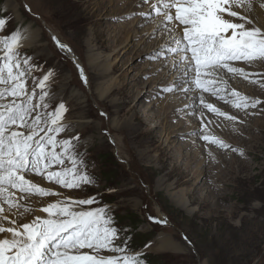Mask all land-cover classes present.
Segmentation results:
<instances>
[{"label": "rangeland", "instance_id": "rangeland-1", "mask_svg": "<svg viewBox=\"0 0 264 264\" xmlns=\"http://www.w3.org/2000/svg\"><path fill=\"white\" fill-rule=\"evenodd\" d=\"M125 4L134 9H122ZM148 9L143 0H0V19L6 21L0 36L11 35L9 29H18L22 39L28 29L39 35L19 47L22 55L31 57L30 66H36L26 80L28 92L35 90L32 102L47 105L38 107L33 116L43 113L48 119L47 114L65 104L67 111L60 120L65 131L57 140L79 137L73 140L75 151L82 154L77 158L83 160L77 167L94 181L68 189L46 176L27 173L34 184L60 195L18 191L19 206L11 209L16 217L5 215L18 224L30 223L36 215L47 217L40 213L49 203L92 197L93 204L77 205L75 210L105 208L111 226L119 229L116 243L126 239L128 254L138 253L141 264H264V60L230 62L231 67L243 68L247 78L218 68L224 75L213 78L227 97L217 106L211 92H162L177 80L179 72L172 65L179 57L165 61L150 55L167 43L169 33L158 25L153 36L154 27H149L160 24L157 20L162 17L142 16ZM253 18L252 26L264 30V21ZM4 53L0 42V56ZM77 65L83 67L86 83ZM105 65L109 71L100 76ZM50 70L54 71L44 89L48 95L41 102L39 82ZM103 87L109 91L101 97ZM228 92L261 103L247 109L232 104L229 110ZM201 96L219 112H206L214 115L205 117L204 128L200 123L186 129V119L197 118ZM237 109L242 117L236 122L229 117ZM171 112L173 119L168 117ZM228 121H233L234 129L246 125L245 131L233 134L223 125ZM203 135L223 140L228 147L204 141ZM61 167H71L70 161L49 170ZM178 195L188 200L192 213L176 205L173 197ZM164 238L173 239L183 250L164 249ZM81 251L93 254L90 249ZM100 254L123 255L107 250Z\"/></svg>", "mask_w": 264, "mask_h": 264}, {"label": "snow or ice", "instance_id": "snow-or-ice-1", "mask_svg": "<svg viewBox=\"0 0 264 264\" xmlns=\"http://www.w3.org/2000/svg\"><path fill=\"white\" fill-rule=\"evenodd\" d=\"M143 3L148 5L149 11L141 15L162 17L160 27L169 33L167 43L150 55L165 61L179 57L172 65V70L179 72L177 80L171 86L162 87V92L198 89L215 94L221 91L215 87L216 80L204 77L214 76L216 70L223 67L247 78L243 68L231 67L230 62L264 60V30L252 26L246 14L233 10L234 6L244 7L246 0H143ZM234 18L243 22H235ZM5 24L6 21L0 19V30L5 28ZM246 24L249 27H245ZM168 25L172 27L168 28ZM180 26L182 30L176 34ZM9 31L11 35L0 36L5 48L4 55L0 56V84L5 85L0 88V201L7 202L11 211L19 205L15 192L10 189L40 196L60 195L34 184L26 178L27 173L46 176L48 181L68 189L80 188L94 181L77 167L83 164V160L77 158L82 154L75 151L77 145L73 143L79 137L57 140V135L65 131V126L60 124L62 113L67 111L65 104L60 103L55 112L47 114L48 119L43 113L33 116L38 107L47 108L43 103L33 104L35 90L30 94L26 87V80L36 66H30L31 57L19 51L21 32L18 29ZM53 39L62 49L67 48L56 37ZM77 69L86 83L83 67L77 65ZM53 71L50 70L39 82L41 102L48 95L44 91L45 82ZM233 96L237 97L234 107L238 109L255 108L261 103L259 100L250 103L248 97H240L236 92ZM9 97L10 100L7 99ZM199 103L219 112L212 104H205L202 96ZM190 114L195 115L194 112ZM201 127L204 128L203 122ZM202 139L228 147L223 140L209 135H203ZM58 147L61 149L59 152ZM65 160L70 161L71 167L49 170L53 165L63 166ZM94 202L95 199L89 197L49 203L41 209L47 217L36 215L30 223L21 224L2 215L4 207L0 203V264H141L138 253L128 254L126 239L116 243L119 229L111 226L113 221L106 218L105 208L75 210L77 205ZM150 219L166 223L155 217ZM3 221H9L12 226L5 227ZM82 249L93 250V254ZM101 250L123 255H101Z\"/></svg>", "mask_w": 264, "mask_h": 264}, {"label": "bare ground", "instance_id": "bare-ground-1", "mask_svg": "<svg viewBox=\"0 0 264 264\" xmlns=\"http://www.w3.org/2000/svg\"><path fill=\"white\" fill-rule=\"evenodd\" d=\"M153 2H155V0H153ZM122 9H124V10H126V11H130V10H133L134 9V7H132V6H129V4H125V5H123L122 6ZM149 10V9H148ZM233 10H237V11H240L241 12V14L242 15H247L248 16V18L250 19L251 18V20H254V18H253V16H258V17H260L261 18V21L263 22L264 21V0H250V3L248 2V0H246V4H245V6L244 7H235L234 6V8H233ZM158 18V17H157ZM160 19H161V17H160ZM234 20H235V22H243V21H240V19L239 18H234ZM260 20V19H259ZM160 24H153V25H151L150 27H149V29L150 28H153L154 27V30L152 31V33L153 32H155V30L158 28V25H161V21H159V19L157 20ZM171 27V26H170ZM246 27V26H245ZM147 29V28H146ZM149 29H148V31H149ZM263 29V28H262ZM182 30V26H180V28H178L177 29V32L178 31H181ZM151 33V32H150ZM33 35H35L34 33H30V29H28L27 30V36H26V38L25 39H21V41H20V47H24V46H28L29 44H30V42H33V40L32 39H34V37H33ZM151 35V34H150ZM38 37H39V35H35V39H37L38 40ZM167 38V37H166ZM35 41V40H34ZM159 47V46H158ZM68 48V47H67ZM67 48H66V50H67ZM68 51V50H67ZM70 54H71V57L72 58H74L75 60H77V58L73 55V52L71 51L70 52ZM96 58V57H95ZM102 62H104V61H102ZM172 64V63H171ZM108 71H109V68L108 67H106V65L102 68V73H100V76H106L107 75V73H108ZM229 73V72H228ZM224 75V73H223V69H221V71H219V72H215V75H216V77H218V75ZM214 76H209V77H204V78H207V79H214V80H216V83H218L219 81L216 79V78H213ZM242 79V78H241ZM230 83V82H229ZM237 83V82H236ZM253 85V84H252ZM107 86V85H106ZM246 86V85H245ZM210 87H212V86H210ZM215 87L216 88H218L217 87V84H215ZM249 88H250V85L247 87V91L246 92H249ZM108 91H109V88L108 87H103V89H101V94H100V96L101 97H103L104 95H106L107 93H108ZM196 91V90H195ZM194 91V92H195ZM209 92H211V91H209ZM195 93H200V94H202V93H205V92H202V91H199V90H197V92H195ZM229 93V92H228ZM209 95L211 96V97H213L215 100H216V106L217 105H219L218 103H219V100L221 99V100H223V97L225 98V97H227V94H225V93H221V92H218V93H213V92H211V93H209ZM250 95V94H249ZM229 96L231 97V98H228L229 99V101H230V105H229V110H230V107L232 106V104H234L235 102H236V99H237V97H234L233 96V92H230L229 93ZM243 96V94H241L240 95V97H242ZM249 101H251L250 99H249ZM193 102V101H192ZM218 102V103H217ZM222 102V101H221ZM205 104H209V101H206L205 102ZM192 106H193V104H192ZM189 109V108H188ZM210 110L209 109H207V108H205L203 105H201L200 106V108H199V110H198V115H197V118H193V117H190V118H185L187 121H186V125H188V128H186V129H190V128H195L196 126H198L200 123H202L203 122V124H204V122H205V117L206 116H208V117H210L211 118V116H213L214 115V113H210L211 115H207L208 113H206V112H209ZM250 111V110H249ZM201 113H203V116L201 117ZM172 115H173V112H171L170 114H169V118L170 119H173V118H171L172 117ZM244 115V114H243ZM234 117H236V122H237V119H239V118H241L242 117V113H241V111L240 110H236L235 112H234ZM166 124V123H165ZM235 124V123H234ZM129 125L130 124H128L127 125V128L130 130L131 129V127H129ZM225 127H229V131L231 132V131H233V134H234V132H241V129H244L243 131H245V129H246V125L244 126V127H242V126H239V127H236L237 129H234V128H232V126H233V121L232 122H229L228 121V123H224L223 124ZM180 126V125H179ZM236 126V125H235ZM133 127V126H132ZM173 129V128H172ZM176 129H177V127H176ZM185 129V130H186ZM184 130V131H185ZM176 131V130H175ZM181 131H183V130H181ZM184 131H183V133H184ZM137 132V131H136ZM172 132V131H171ZM177 132V131H176ZM178 134V133H177ZM185 134V133H184ZM239 135H241V133L239 134ZM252 138V137H251ZM153 139V138H152ZM259 140V139H258ZM151 142V141H150ZM208 144V143H207ZM229 144V143H228ZM233 144V143H232ZM206 146H208V145H206ZM234 146V145H233ZM214 151V150H213ZM212 150L210 151V152H213ZM219 153H222V152H219ZM221 155V154H220ZM218 159H220L221 161L223 160V157L222 156H219V158ZM223 163V162H222ZM230 163V162H229ZM198 174V173H197ZM27 175V174H26ZM34 175V174H33ZM196 176V175H195ZM32 179H34L35 181H38L37 180V178L35 177V176H32L31 177ZM14 192H15V199H16V201L18 202V200H20L21 199V194H19L18 193V191H15V190H13ZM22 198H25V196H23ZM31 199V198H30ZM173 200L175 201V203H176V205L177 206H179L180 208H182V209H184L185 211H187V212H189V213H192L193 212V209H191L190 208V205H189V202H188V200H186V198L185 197H183V196H180V195H178V196H176L175 198L173 197ZM0 203H2L3 204V207H4V212L2 213V214H4L5 215V213L6 214H10V213H13V216H15L16 215V210L14 211V212H12V211H9V206L8 205H5V204H8L7 202H4V201H0ZM35 205V204H34ZM37 206V205H36ZM38 213V212H37ZM40 214H44L45 215V213H43V212H41ZM47 215V214H46ZM163 216H165L164 214H163ZM16 217V216H15ZM42 217H45V216H42ZM11 219V218H10ZM14 220H15V218H13ZM17 222V221H16ZM17 224H18V222H17ZM3 225L5 226V227H10V226H12L10 223H8V222H3ZM163 241H164V249H169V250H171V251H175V250H177V251H175V252H181L182 250H183V246L182 245H180L179 243H177L176 241H174L173 239H171V238H164L163 239ZM177 244H179L181 247H182V249L181 250H178V248H179V246L177 245Z\"/></svg>", "mask_w": 264, "mask_h": 264}]
</instances>
